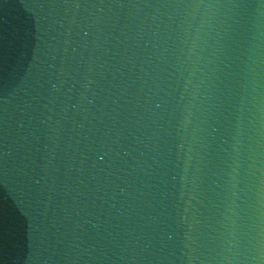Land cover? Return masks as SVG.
<instances>
[{
  "label": "water",
  "instance_id": "water-1",
  "mask_svg": "<svg viewBox=\"0 0 264 264\" xmlns=\"http://www.w3.org/2000/svg\"><path fill=\"white\" fill-rule=\"evenodd\" d=\"M0 264H264V0H0Z\"/></svg>",
  "mask_w": 264,
  "mask_h": 264
}]
</instances>
